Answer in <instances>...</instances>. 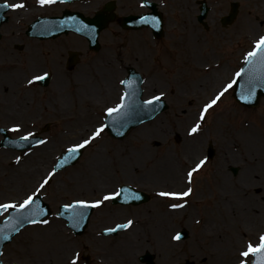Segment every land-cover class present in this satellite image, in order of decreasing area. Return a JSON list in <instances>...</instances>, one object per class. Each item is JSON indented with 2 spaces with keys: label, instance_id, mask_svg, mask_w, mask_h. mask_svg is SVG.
<instances>
[{
  "label": "rangeland",
  "instance_id": "rangeland-1",
  "mask_svg": "<svg viewBox=\"0 0 264 264\" xmlns=\"http://www.w3.org/2000/svg\"><path fill=\"white\" fill-rule=\"evenodd\" d=\"M105 1L107 0H94L90 5H86L85 1H75L69 4L55 3L51 6H41L37 0H25L24 9H16L20 11L12 13L10 20L1 30L16 31L15 25L18 26V29H23V25L29 20L28 16L39 13L59 14L64 7L75 8L90 14L93 8H99ZM114 1L118 15L137 14L147 10L140 6L141 0ZM152 1L157 3L163 16V35L159 39H154L149 29L125 30L115 21L100 33L101 46L95 53L85 52L87 44L84 38H81L80 46L73 47L74 44L79 45V40L74 39L76 36L72 34H69L71 38L68 40L56 39L54 42L49 40L47 42L50 43L45 44L51 50L55 48L52 51H58L61 46H65L67 47L64 51L65 54L68 49L81 48V57L76 65L77 72H75L79 76L81 100L79 101L80 97L76 96L77 91L74 95V102L76 105L77 103L80 105V111L73 112V107H68L71 103V99L67 98L70 94L68 87L70 83L66 76L71 77L74 82L75 78H73V73H64L62 69L63 73H61L60 68L56 69V67H60L57 58L50 57V54H45L46 58L34 54L37 58L32 55V63H36V66L31 67L27 61L26 50L21 52L13 46L16 42H20V39L0 42V57L6 64H12L9 67H15L12 70L9 67L5 68L7 71L1 70L0 78L16 72L20 76L19 82L25 87L26 81L30 77L45 68L59 74L58 83L56 82L57 77L53 78L49 86L44 89L50 92L47 96V91H44L45 97L39 95L41 92L37 93L35 89L27 92V88H25L24 92H17L16 90L20 88L18 82L14 89L16 99L11 100L5 89L0 87L1 124L4 126L21 125L20 131L12 133V136L24 135L33 126L40 127L45 123L52 126L47 131L48 133H43L44 136H52L57 129V131L60 128L67 129L69 126H74L73 130L77 133V137L73 140L70 139L69 133L58 135L62 141L50 149L48 162L40 166L42 169L31 181L30 185H32L24 187V190L22 189L17 194L8 191L6 187L12 185L13 182L10 181L15 179L20 166L26 165L28 159L33 158L41 147L36 148L33 155L30 154L25 160H21L19 167L9 166L8 160H16L17 156L23 159L22 156L29 153L15 150L12 151V154H6L3 153L4 150L9 151V149L0 148V202L4 200L18 201L26 193L31 192L54 157L63 150L64 145L58 146V144L77 142L79 137L80 139L85 137L94 127L103 124L105 109L114 106L119 100L122 89L119 81L125 76L126 67L135 68L143 76V97H152L162 92L164 93L162 98L168 105L165 111L131 130L122 140L110 138L104 130L100 137L84 149L75 165L56 173L50 183L46 185L44 200L52 212L63 202L67 203L74 199H98L102 193L113 191L115 185L120 183H128L150 194V200L141 205L120 206L106 201L102 206L94 208L88 226L81 235L70 236L66 231L67 237L64 242L69 243L70 246L64 255L59 256L60 264H68L69 257L74 251L80 253L78 264H87L82 258L86 255L90 260L88 264H101V261H104L103 257L115 263L117 256L120 259V264H145L139 260V257L146 251L155 255L153 264H184L193 256V251L196 250V241L206 240L210 244L211 240L213 243L214 241L219 243L225 242L228 238L225 233H219V231L211 238L201 234L206 227L220 225V217L223 214L220 206L228 200V198L221 199V192H236L238 197L247 200V197L253 196L264 209V184L259 185L258 190L248 189L245 193H242V189L239 187L241 185L240 178L245 170L249 166L254 167L258 161L264 162V98L261 99L257 107L244 108L234 102L231 97L232 88H230L218 101V106H214L206 114V122L203 123L202 130L194 137L187 135V129L198 118V112L203 103L212 97L222 85L233 79L235 72L244 60L245 53L252 50L255 41L264 35V8H258L254 11L255 16L249 17L248 12L255 7L254 3L249 0H205L210 8L205 18V27L197 21L199 13L197 0ZM232 1L238 2L237 15L231 24L222 26L220 19L229 11ZM87 2L89 3V1ZM184 3L190 10V18L194 21L195 32L199 34L200 48L203 46V50H199L197 56L192 51H185V41H180L183 33L180 32L182 24L178 14L182 13L180 5ZM28 8L33 10L28 11ZM22 15L27 19L17 18ZM71 40L72 45H66ZM25 41L30 45L33 44L30 40ZM32 46L36 47V45ZM6 50L8 52H5ZM58 53L60 50L57 52V56ZM1 62L3 61L0 60V68L3 67ZM61 67L63 68V66ZM209 75L219 77L212 82V86L203 84L196 88L197 83ZM106 84L111 87L109 92L105 89ZM76 85L78 84L75 83ZM145 86H151V88H145ZM32 96H35L34 100ZM9 100L15 106L19 104L22 106L24 111L22 116L16 115L17 109L13 110L15 115H10V119L4 118L6 109L9 108L6 107ZM40 103H44L43 110H40ZM27 105H29L28 109ZM30 105L34 106L32 110ZM83 110L87 113H83ZM90 116L94 117L96 121L93 122V118ZM53 117H58V122L53 121ZM159 126H163L165 131H162L157 140L147 142L143 134L157 131ZM188 139L198 140L196 148L191 149L190 152L185 150ZM208 145H211L214 150L213 157L207 159L205 165L193 174L191 185L193 193L190 197L185 198L188 201L187 204L183 208H170V210L178 211V216L168 217V221L165 222L168 224L167 226H157L159 223V221L157 223V219H161V215L165 214L164 210L169 209L168 205L178 201L157 196L156 193L159 191H180L188 187L185 173L194 166L195 162L206 157ZM57 146L62 148L57 149ZM142 147L150 148L149 156L153 157V161L144 160V156L137 161V164L130 165L128 155L130 152H135L140 157V152L143 151ZM98 153L100 154L98 155ZM166 154L171 157L177 170L184 177L183 183L177 187L170 183L164 184L159 179L150 178L159 166L158 163V166L155 167V160L162 162ZM98 156H103L106 160L104 164L99 165L100 168L95 166L96 160H99ZM233 168L237 169L235 173L231 171ZM216 170L222 173L223 180L220 179L222 176L215 173ZM95 172L99 176L96 177L93 174ZM53 216L54 214L47 217L50 220L48 225L57 222ZM128 219H132L134 222L129 229H125L115 236L102 237L100 235L101 229L112 227L114 224ZM64 226L62 223L61 228L68 230ZM41 230L42 228H38L37 225L22 229L4 247L1 259L8 264L11 262L44 264L35 253L38 246L35 235ZM180 230H186L187 237L182 240H173L172 237ZM235 233L238 235L239 242L230 246L232 256L227 257L232 264H238V252L247 241L258 243L259 235L264 233V221L259 227L253 228L251 233L247 231L245 233L235 231ZM63 234L62 236H64ZM136 235L138 239H136ZM134 239L137 240L134 243L140 244L134 246L133 253L128 259L124 250L120 251L122 250L121 245ZM247 261L249 264L251 256L247 258ZM48 262L55 264L54 258Z\"/></svg>",
  "mask_w": 264,
  "mask_h": 264
},
{
  "label": "bare ground",
  "instance_id": "bare-ground-1",
  "mask_svg": "<svg viewBox=\"0 0 264 264\" xmlns=\"http://www.w3.org/2000/svg\"><path fill=\"white\" fill-rule=\"evenodd\" d=\"M249 1L254 3L255 7L253 10H250L248 12V16L254 17L255 10H257L258 8H264V0ZM180 6L182 13H179L178 16L182 24V29L180 30V32L183 33V37L180 39V41H185V51H192V53L197 56L199 50H203V46H201L200 48L201 41L199 40V34L195 32L194 21L190 18L189 8L185 6V3ZM183 21L186 23V25ZM223 75L224 73L222 74V76ZM218 77L219 76L215 77V75H209L205 79L202 78L199 83H197L196 88L203 84H210V86H212V82L215 81ZM19 79L20 76L16 72L8 74L6 76H2V78H0V87L3 89H7V96L9 95L10 99L12 100L15 94L14 89L17 86ZM105 87L107 92L111 90V87L109 85L106 84ZM145 88H151V86H145ZM7 104H11L12 108L6 110V113L15 115V113H13V110L18 109L16 115H23L24 111L22 110V106L20 104L16 107L10 101L7 102ZM82 112L87 113L85 110H83ZM91 118H93V122L96 121L94 117ZM162 131H165L164 127L159 126L158 130L155 132H150L148 134L147 132L144 133V139L147 142L149 141V143L154 141L155 139L157 140L158 136L161 135ZM197 141L198 140L196 139H188L185 150L187 152H190L191 149L196 148V145L198 144ZM53 145L56 146L55 141L38 149L34 157L28 159L26 165L20 166L17 175L14 177L15 179L13 181H10L13 182L12 185H8L6 189L8 191L16 192L17 194L18 192H21L22 189L24 190V187L27 188L33 178L42 169L40 168V166H43L48 162V154L50 153V149L54 147ZM141 150L143 151L140 152V157L135 152H130V154L128 155L130 159L128 163H130V165L133 166L137 164V161L144 156V160L153 161V157L149 156L150 148L142 147ZM3 153L9 154L11 152L4 150ZM99 154L100 153H98V155ZM98 158L99 160H96L95 166H98L100 168L99 165L104 164L106 160L103 156H98ZM162 160V162L155 160V167L158 166V163L159 166L155 171V174H153L150 178L159 179L163 181L164 184L170 183L172 185H175L176 187L179 184H182L184 181V177H182L180 172L177 170L171 157L166 154ZM215 173L222 176L220 177V179L223 180V175L220 171L216 170ZM93 174L96 175V177L99 176L97 172ZM240 179L241 180L239 181V183L241 185L239 187L242 189V193H245L248 189L258 190L259 185L264 184V162L260 163L258 161L254 167L249 166ZM69 180L71 182V179ZM221 193V199L228 198V200L227 202H223L220 206L221 212L223 213L220 217V225H217L216 227H206V229L203 230L201 234L205 237L211 238V236H215V234L219 231V233H225L228 238L225 242L221 241L219 243H216L215 241L213 243L211 240L210 244H208V241L206 240L201 241L200 239L199 241H196L197 245L195 246L196 250L193 251V256L190 260H186L184 264H232L230 260L227 259V257L230 255L232 256V252L229 249L230 246L235 245V243L239 242L238 235L235 233V231H242V233H245L247 231L248 233H251L253 231V228L259 227L262 221H264V209L258 204V201L255 197H247V200L246 198L238 197L236 192L224 191ZM177 212L178 211L169 209L164 210L165 214L161 215V219H157V223L159 221L157 226H167L168 224L165 222L168 221V217L178 216ZM38 228H42V230L35 235V240L38 244L35 253L38 259L41 260L44 264H49L48 261L54 258L55 264H60L58 259L59 256L64 255L65 251L69 249L68 246H70L69 243L64 242L65 237L62 236V233H64L65 230L61 228V224L57 223L50 224L44 227L39 226ZM136 239H138L137 235ZM134 242H137V240H129L121 245L122 250L120 251L124 250L123 252L127 258L132 255L134 246H138L140 244ZM104 261H106L105 264H120V259L118 256L115 259V263L110 261V259L108 258H104Z\"/></svg>",
  "mask_w": 264,
  "mask_h": 264
},
{
  "label": "snow or ice",
  "instance_id": "snow-or-ice-1",
  "mask_svg": "<svg viewBox=\"0 0 264 264\" xmlns=\"http://www.w3.org/2000/svg\"><path fill=\"white\" fill-rule=\"evenodd\" d=\"M56 0H37V3L41 6L47 4H53ZM63 2V0H60ZM150 0H141V7H145ZM24 3H15L9 4L7 0H4L3 3H0V9L11 8V9H19L24 8ZM75 21V18H72ZM140 21L142 23H149L152 27H158L160 20L158 17L143 15L140 17ZM87 25H83L80 28H77V31H85L87 29ZM244 62L248 66L247 68L241 67L238 71L235 72L234 78L222 85V87L216 91L212 97H210L203 105L201 106L198 112V118L194 121V123L187 129V135L189 137H194L202 130V125L206 122V114L209 113L210 109H213L214 106H218V101L221 100V97L233 87V85L237 82L236 78L241 77L243 74L249 75L248 84L249 87L245 90V93L241 95V99L245 101H250L254 95L257 88L264 87V35H261L256 41L255 45L251 51H248L244 55ZM49 76L48 72H44L43 74L33 75L30 79L27 80V84L32 85L35 81L43 80ZM120 85L125 87V91L119 96V103L115 107H109L105 109V112L108 116H112L113 113H121L124 109L129 108L128 98L130 96L136 95V89L133 88L134 81L129 79H121L119 81ZM164 93H160L159 95L152 96L147 100H143L141 104L143 106L150 107L153 111L155 110V104L161 100V97ZM123 126V124H121ZM107 127L105 124H100L98 127H94L91 132L82 137L78 142L70 145L62 154L60 158H58L53 165L51 171H49L42 180L38 183V187L35 188L30 194H25V197L20 202H8V203H0V214L7 212L9 209L13 210L16 215L14 217H9L6 220V223L15 220V224L12 226V231L19 232L25 224L31 225H48L49 220L43 217L47 216V209H44L40 206L38 200V194L41 190L45 189V186L48 185L54 175L57 173L59 169H62L66 164L70 163L71 160L75 159L77 155L80 153L81 149L90 146L94 140H96L104 129ZM21 128L20 124H14L10 131L19 132ZM4 129H0V132H3ZM34 142L36 145H44L47 143L45 139H36L35 134L33 132H27L26 134L20 136L19 142L30 141ZM11 143H17V141H11ZM21 160L20 156L16 157L15 162L18 164ZM207 157L203 159H199L198 162L194 163V166L190 167L186 173V182L189 185L183 190L180 191H159L156 193L157 196L170 198L172 200L178 201L176 203H170L168 206L171 209L183 208L187 204V200L185 198L190 197L193 193V187H191L193 183V174L200 170L206 163ZM128 189L126 187H120L114 192L102 193L98 199L95 200H86V199H74L70 203H65L62 205V210L57 213L58 216H68L69 222L71 223V227H77L80 222L86 216V210L89 208H97L102 206L106 201L113 200L117 196H121L123 193L127 192ZM129 196H124L123 199L125 202L129 199ZM135 198H139L137 195ZM35 206V207H33ZM37 217H40L39 219ZM133 220L128 219L124 223H117L115 227H107L103 231L104 233H113L119 230L129 229L133 225ZM2 231V230H0ZM10 237L8 234H0V241L9 240ZM173 240L181 239V233H176L173 237ZM2 251H0V255H2ZM256 256L258 260L256 264H264V233L260 234L258 237V243H253L251 240L247 241L245 245L242 246L241 250L238 252V264H248L247 258L249 256ZM80 259V253L74 251L69 257L68 264H78ZM0 264H3L0 261Z\"/></svg>",
  "mask_w": 264,
  "mask_h": 264
},
{
  "label": "water",
  "instance_id": "water-1",
  "mask_svg": "<svg viewBox=\"0 0 264 264\" xmlns=\"http://www.w3.org/2000/svg\"><path fill=\"white\" fill-rule=\"evenodd\" d=\"M152 7V12L151 13H148V14H145V15H149V16H155V17H158L159 20L160 19V14L156 11L155 9V5L153 3L150 4ZM106 8V7H105ZM112 8V6H108L107 9H110ZM236 10H237V4L236 3H233L232 4V9L230 11V13L227 15V16H224L222 18V23L223 24H226V23H229L233 20V18L235 17V14H236ZM206 11H207V8L205 7V5H203L201 7V14L199 16V20H201L205 14H206ZM102 13V12H101ZM76 17H80L81 18V15H79L78 13L74 14ZM141 17V16H140ZM140 17H137L139 18L138 21H140ZM111 18V17H108V16H102L101 17H98L97 20H93L94 24L91 22V20H89L87 23L90 24V25H94V26H90L86 29L87 32L91 33L93 38H91V42L92 44H96V33H98L101 28L104 26V24L107 22V20ZM130 18V17H128ZM103 19V20H102ZM56 21H59L58 22V25L57 27L61 28L65 25H68L70 24V22L68 21H65V20H60V19H55ZM83 20H86V19H83ZM149 23H142L141 21L138 23L135 24V26H142V25H147ZM124 26V24H123ZM154 31H156V34L157 36H160L161 34V21L159 23V26L158 27H155L153 28ZM243 67L247 68L248 66L244 63ZM130 71L133 78H136L137 79V82H136V88H137V91H136V95L133 96L132 98V101L130 103V114H128V117L125 122L123 123V126H121L122 122H120L119 120L117 121V125L119 128H121V131L122 132L123 130H127L129 127L135 125L138 121L137 119H139L140 117H145L147 113L145 112H142L140 114V106H141V101H140V89L138 88L139 84H140V79H139V76L135 73H133V70L131 69ZM130 80V78H129ZM248 80H249V75L248 74H243L241 77L239 78H236V83L234 85V89H233V97L235 98L236 101L240 102L241 104L245 105V106H256L258 104V101L260 99V97L264 96V87H261V88H257L256 91H255V95L254 97L250 100V101H245V100H242L240 97L242 94L245 93V90L249 87V84H248ZM135 117V118H134ZM134 118V120H133ZM112 133H114L112 130H111ZM211 155V153H210ZM235 171V169H234ZM139 196V198H135L136 196ZM144 198L143 197V194H136V193H133L132 192V195H131V198L130 199H133L132 201H134L135 203L137 202H140L142 200H145V199H142ZM258 260V257L255 256V261L253 264H256V261Z\"/></svg>",
  "mask_w": 264,
  "mask_h": 264
}]
</instances>
